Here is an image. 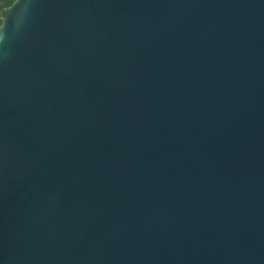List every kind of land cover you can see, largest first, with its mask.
<instances>
[{"label": "water", "instance_id": "water-1", "mask_svg": "<svg viewBox=\"0 0 264 264\" xmlns=\"http://www.w3.org/2000/svg\"><path fill=\"white\" fill-rule=\"evenodd\" d=\"M0 18V264H264V0Z\"/></svg>", "mask_w": 264, "mask_h": 264}, {"label": "trees", "instance_id": "trees-1", "mask_svg": "<svg viewBox=\"0 0 264 264\" xmlns=\"http://www.w3.org/2000/svg\"><path fill=\"white\" fill-rule=\"evenodd\" d=\"M15 1L17 0H0V13L3 9L12 6ZM1 24H2V20L0 18V25Z\"/></svg>", "mask_w": 264, "mask_h": 264}, {"label": "rangeland", "instance_id": "rangeland-1", "mask_svg": "<svg viewBox=\"0 0 264 264\" xmlns=\"http://www.w3.org/2000/svg\"><path fill=\"white\" fill-rule=\"evenodd\" d=\"M1 14V13H0Z\"/></svg>", "mask_w": 264, "mask_h": 264}]
</instances>
